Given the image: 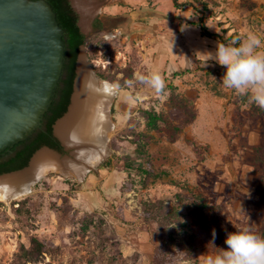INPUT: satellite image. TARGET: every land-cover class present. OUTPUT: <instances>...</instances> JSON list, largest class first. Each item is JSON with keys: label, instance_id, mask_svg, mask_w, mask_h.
<instances>
[{"label": "rangeland", "instance_id": "rangeland-1", "mask_svg": "<svg viewBox=\"0 0 264 264\" xmlns=\"http://www.w3.org/2000/svg\"><path fill=\"white\" fill-rule=\"evenodd\" d=\"M126 13V32L113 26L112 36L99 30L83 44L98 82L99 72L115 87L112 152L80 181L50 172L27 192L0 197V264H201L227 247L229 232L264 235V108L223 86V66L202 67L185 28L203 17L221 34L232 27L238 44L248 33L264 41V0L100 8ZM152 71L164 80L159 94L137 79ZM146 111L159 115L155 129ZM34 240L43 248L30 262Z\"/></svg>", "mask_w": 264, "mask_h": 264}, {"label": "water", "instance_id": "water-1", "mask_svg": "<svg viewBox=\"0 0 264 264\" xmlns=\"http://www.w3.org/2000/svg\"><path fill=\"white\" fill-rule=\"evenodd\" d=\"M69 1L85 36L100 30L92 24L96 18L104 23L102 30L108 32L105 38L112 36L113 26L126 32L128 13L100 14L102 5L121 0ZM63 33L46 0H0V152L40 127L62 75ZM101 86L81 45L69 104L52 126L62 151L43 145L23 168L1 173V198L29 191L47 172L74 176L80 181L112 152L106 142L113 128L108 115L114 87L104 93L98 90Z\"/></svg>", "mask_w": 264, "mask_h": 264}, {"label": "clouds", "instance_id": "clouds-1", "mask_svg": "<svg viewBox=\"0 0 264 264\" xmlns=\"http://www.w3.org/2000/svg\"><path fill=\"white\" fill-rule=\"evenodd\" d=\"M264 41L254 33L241 40L238 46L219 44L214 52H199L202 67L209 61L223 66L222 84L226 89L249 96L252 103L264 108ZM137 79L150 86L156 93L164 89V80L156 71L138 74ZM113 85L102 82L100 91L110 93ZM213 240L215 232L212 233ZM226 248L215 254L201 255V264H264V235L245 227L226 235ZM214 246V245H213ZM215 247V246H214Z\"/></svg>", "mask_w": 264, "mask_h": 264}, {"label": "trees", "instance_id": "trees-1", "mask_svg": "<svg viewBox=\"0 0 264 264\" xmlns=\"http://www.w3.org/2000/svg\"><path fill=\"white\" fill-rule=\"evenodd\" d=\"M52 7L58 24L63 29V42H64V54H63V66L62 75L58 82V86L55 89L52 101L48 110L43 115V120H45L46 132L38 133L33 140L30 141L31 137L20 141L12 146V149H16L18 145H26L22 151H17L16 156L10 159L6 163L0 164V174L4 172H9L17 169H21L27 165L32 154L41 146H48L52 149H58L57 142L52 141V126L57 118H59L67 108L69 104L70 96L72 93L73 80L75 77V64L79 53V48L85 43L86 36L81 32L78 25V15L72 8L69 0H46ZM174 7L178 8L177 2H173ZM205 9V7H204ZM204 18H199V22H188L187 26H195L199 29V35L201 37L211 38L220 44H232L238 46V39L236 32L232 27L222 28V34L211 32L207 29ZM100 19L96 18L94 20V28H100L102 23ZM103 27V26H102ZM231 40H233L231 42ZM97 76L101 81H105L106 77L97 73ZM147 126L151 129L157 127V121L160 120L159 115L154 113V111L147 112ZM30 141V142H29ZM29 142V143H27ZM109 166V163H101L99 169L105 170ZM206 205H202L205 207ZM43 246L34 240L31 248L26 253V260L30 262L38 261V256L42 252ZM39 254V255H38Z\"/></svg>", "mask_w": 264, "mask_h": 264}, {"label": "crops", "instance_id": "crops-1", "mask_svg": "<svg viewBox=\"0 0 264 264\" xmlns=\"http://www.w3.org/2000/svg\"><path fill=\"white\" fill-rule=\"evenodd\" d=\"M134 12L135 11H133V14H134ZM149 15H151V14L149 13ZM161 16H163V14H161ZM185 28H186V30L187 29L189 30V39L193 40L192 43L187 44V46L189 47V49H192V54H193V56H195V59L201 60L199 52H206V51L207 52H214L216 49V46L220 44L219 42H217L211 38L201 37L199 35V29L195 26L185 25ZM207 29L211 32L221 34L219 31L211 30L208 27H207ZM260 50H264V49H260ZM209 62L216 65L215 61H209Z\"/></svg>", "mask_w": 264, "mask_h": 264}, {"label": "flooded vegetation", "instance_id": "flooded-vegetation-1", "mask_svg": "<svg viewBox=\"0 0 264 264\" xmlns=\"http://www.w3.org/2000/svg\"><path fill=\"white\" fill-rule=\"evenodd\" d=\"M99 17V16H98ZM100 23H102V25H101V29L100 28H97V29H100V30H102L103 29V27H104V23H103V21L100 19ZM78 22H79V20H78ZM94 22V21H93ZM92 24H94V23H92ZM103 26V27H102ZM45 120H43V116H42V119H41V123H40V127L38 128V129H36V130H34L33 132H32V134L29 136V137H31L30 138V141L31 140H33V138L38 134V133H40V132H46V128H45ZM27 139V138H26ZM29 141V142H30ZM52 141L53 142H57V144H58V149L56 148V149H54V150H57V151H62V146L60 145V142L52 135ZM29 142H27V143H29ZM26 147V145H18L17 147H16V149H12V147H9V148H6V149H4L3 151H1L0 152V164L1 163H6V162H8L10 159H12V158H14L15 156H16V152L17 151H22L24 148Z\"/></svg>", "mask_w": 264, "mask_h": 264}, {"label": "bare ground", "instance_id": "bare-ground-1", "mask_svg": "<svg viewBox=\"0 0 264 264\" xmlns=\"http://www.w3.org/2000/svg\"><path fill=\"white\" fill-rule=\"evenodd\" d=\"M96 77V76H95ZM97 79V78H96ZM97 84H98V87L100 86V84L102 85V82H98V80H97ZM111 84V83H110ZM115 88V87H114ZM114 91H115V89H114ZM109 110H110V108H109ZM108 119L110 120V113H109V115H108ZM110 135H111V133H110ZM110 135H109V137H110ZM109 137H108V139H109ZM107 142H108V140H107ZM107 142H106V146H107ZM47 173H50V172H47ZM47 173H45L44 175H42L40 178H43V177H45L46 175H47ZM39 178V179H40ZM38 179V180H39ZM37 180V181H38ZM1 191V190H0ZM1 193H2V191H1ZM14 197V196H13ZM19 197V196H18ZM9 198H11V197H8V198H4V199H9ZM11 200V199H10Z\"/></svg>", "mask_w": 264, "mask_h": 264}]
</instances>
